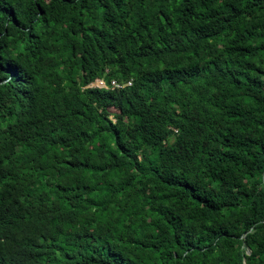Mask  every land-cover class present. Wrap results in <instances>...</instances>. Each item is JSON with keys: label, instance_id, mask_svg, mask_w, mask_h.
I'll return each instance as SVG.
<instances>
[{"label": "trees", "instance_id": "trees-1", "mask_svg": "<svg viewBox=\"0 0 264 264\" xmlns=\"http://www.w3.org/2000/svg\"><path fill=\"white\" fill-rule=\"evenodd\" d=\"M263 171L264 0H0V264H264Z\"/></svg>", "mask_w": 264, "mask_h": 264}, {"label": "built area", "instance_id": "built-area-1", "mask_svg": "<svg viewBox=\"0 0 264 264\" xmlns=\"http://www.w3.org/2000/svg\"><path fill=\"white\" fill-rule=\"evenodd\" d=\"M129 84H130V81L129 80L126 81V82L120 83V82H118V81H116L114 79H111L109 81L108 86L110 88H121L122 86L129 85ZM89 85L95 86V87H98V88H104V87H106L105 84H104V82H103V80L102 79H98V78L94 79V81L92 83H90Z\"/></svg>", "mask_w": 264, "mask_h": 264}, {"label": "water", "instance_id": "water-1", "mask_svg": "<svg viewBox=\"0 0 264 264\" xmlns=\"http://www.w3.org/2000/svg\"><path fill=\"white\" fill-rule=\"evenodd\" d=\"M262 182L264 184V171H263V174H262Z\"/></svg>", "mask_w": 264, "mask_h": 264}]
</instances>
